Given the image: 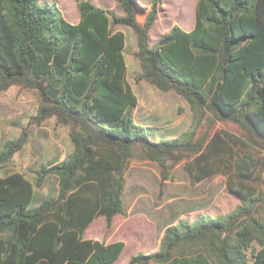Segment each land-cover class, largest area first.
<instances>
[{"label": "trees", "instance_id": "obj_1", "mask_svg": "<svg viewBox=\"0 0 264 264\" xmlns=\"http://www.w3.org/2000/svg\"><path fill=\"white\" fill-rule=\"evenodd\" d=\"M115 1L123 15L80 0L79 20L70 23L55 3L0 0V93L13 84L35 90L33 119L55 116L70 127L73 144L67 157L38 170L36 186L53 174L58 190L36 205L22 173L0 177V264H111L124 241L85 239L83 232L100 215L109 227L124 212L125 169L135 152L161 166L185 157L192 180L221 172L240 203L168 225L157 250L125 264H264V198L243 181L251 177V156L234 157L231 144L242 141L226 131L196 135L204 120L231 121L264 148V0H198L190 30L174 24L153 44L149 30L162 0L148 8ZM117 24L136 34L137 80L189 103L192 121L179 136L152 140L134 121L137 97ZM25 141L23 131L2 143L0 169Z\"/></svg>", "mask_w": 264, "mask_h": 264}, {"label": "rangeland", "instance_id": "obj_2", "mask_svg": "<svg viewBox=\"0 0 264 264\" xmlns=\"http://www.w3.org/2000/svg\"><path fill=\"white\" fill-rule=\"evenodd\" d=\"M41 1L55 3L68 22L75 23L79 20L77 2L80 0ZM90 1L98 7L108 8L123 15L122 7L115 0ZM137 1L147 8L151 3V0ZM197 1L162 0L158 6L157 18L149 30V43H155L174 24L190 30L194 25ZM114 28L120 29L125 35L123 54L127 65L126 80L139 100L138 107L132 110L136 122L147 126V133L152 140L179 136L192 121L189 103L173 89L163 91L146 80H137L141 68L134 55L137 50L136 34L125 25L117 24ZM39 104V97L35 90L18 84H13L0 93V147L5 140L17 138L26 131L25 144L0 169V177L10 172L22 173L33 184V205L48 195L56 194L58 190L57 177L53 174L45 176L42 185L37 187L38 170L42 165H49L59 160L61 152L66 153L67 157L69 146H73L69 137L70 127L59 124L55 116L41 122L33 119ZM215 131L220 133L226 131L242 141L237 145L231 144L233 155L251 156L252 159L249 158V160L253 164L249 171L251 177L246 179L247 186L253 189L255 194L264 198V148L260 144L250 142L245 132L231 121L204 120L196 135L202 136ZM187 160L189 159L185 157L177 161L168 160L164 166H161L157 161L142 158L138 152L129 158L125 169L124 216H127L125 211L136 194L138 195L136 205L140 204L144 207L149 219L137 215L128 217L124 222L121 221L122 215L116 217L117 238L125 242V247L116 264H125L135 253L155 250V243L163 227L175 224L184 218L190 222L195 221L192 215L180 216L183 211L192 210L194 205L184 203L186 199L182 195L191 196V192L199 190L198 187H190L193 181L184 167ZM208 181L200 188L203 192L208 189ZM232 182L237 183L235 180ZM223 184V180L215 181L214 189L215 193L217 192V198L213 211L217 215L231 211L240 203L228 189L221 191ZM258 214L264 216V204ZM102 227L103 219H95L86 235L93 233V236L103 237L105 240Z\"/></svg>", "mask_w": 264, "mask_h": 264}, {"label": "crops", "instance_id": "obj_3", "mask_svg": "<svg viewBox=\"0 0 264 264\" xmlns=\"http://www.w3.org/2000/svg\"><path fill=\"white\" fill-rule=\"evenodd\" d=\"M77 22V21H76ZM75 22V23H76ZM120 30V29H118ZM125 36V35H124ZM124 55V54H123ZM125 59V58H124ZM141 72V71H140ZM139 72V73H140ZM132 90V89H131ZM133 91V90H132ZM133 93L135 94L136 96V93L133 91ZM137 97V96H136ZM138 103H139V100L137 98V105L134 107V108H137L138 107ZM133 108V109H134ZM132 109V110H133ZM132 116H133V119L134 121L136 122V119H135V115L132 111ZM137 123V122H136ZM147 128V126H145ZM148 129V128H147ZM73 151V146H69V150H68V153H71ZM66 157V153H63L61 152L60 153V159L59 160H62ZM234 157H236L234 155ZM58 161V160H57ZM189 176V175H188ZM190 178V177H189ZM213 178V179H211ZM191 179V178H190ZM211 179V180H209ZM192 180V179H191ZM209 180V181H208ZM216 180H219V181H224V184L222 186V190L223 191L224 189H228L232 194H234L235 198L240 201V199L238 198V196L228 187L227 185V176L224 175L223 173L221 172H216V173H212L210 175H207V176H204L202 177L201 179L199 180H192L193 181V185H191L190 187L192 188H195V187H198L199 190L196 191V192H191V196L189 195H186V194H183L182 197H185V202L184 203H193V209L192 210H189V211H183L181 213V217L182 216H186L188 217L189 215H192L195 217V219L197 217H199L200 215H203V214H208L210 216H216L217 214L214 213V203L216 201V198H217V192L215 193V181ZM208 181L207 183V187L208 189L203 192L202 190H200V188L203 186V184ZM244 181V185L247 186V182H246V179L243 180ZM234 185H236L234 182H233ZM211 186V187H210ZM126 187V185H125ZM124 193V192H123ZM138 195L135 194L132 202H131V205L129 206V208L127 209L126 214L127 216H124V212L123 213H117L115 214L113 217H112V220H111V225L108 227L107 226V223H106V218L104 215H100L96 218H94L92 220V222L95 220V219H98V218H101L103 219V227H102V233L105 237V240H103V237L100 238V237H95L93 236L92 234L91 235H86V232L87 230L89 229L90 225L92 224V222L88 225V227L85 229V231L83 232V238L85 239H94V240H99V241H105V243H110V242H113V241H116V240H122L121 238H117V228H118V224H115V220H116V217L118 215H122V220L121 221H124L128 219V217H131V216H142L146 219H149L148 217V214H147V211L144 209V207L142 205H136V203H138ZM123 197V196H122ZM132 206V207H131ZM167 226L163 227L159 233V237L157 239V242L155 243V250L158 249L159 245H160V241H161V238L164 234V230ZM114 237V238H112ZM123 241V240H122ZM125 243V242H124ZM140 250V249H139ZM153 250V251H155ZM122 253V252H121ZM120 256V255H119ZM132 256V255H131ZM130 256V257H131ZM129 257V258H130ZM119 258V257H118ZM115 259L111 264H116V261L118 260Z\"/></svg>", "mask_w": 264, "mask_h": 264}]
</instances>
